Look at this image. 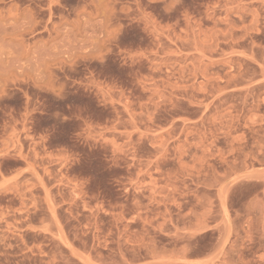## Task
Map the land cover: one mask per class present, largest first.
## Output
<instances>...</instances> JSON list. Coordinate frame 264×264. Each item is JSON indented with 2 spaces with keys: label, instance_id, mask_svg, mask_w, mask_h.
<instances>
[{
  "label": "rangeland",
  "instance_id": "1",
  "mask_svg": "<svg viewBox=\"0 0 264 264\" xmlns=\"http://www.w3.org/2000/svg\"><path fill=\"white\" fill-rule=\"evenodd\" d=\"M0 264H264V0H0Z\"/></svg>",
  "mask_w": 264,
  "mask_h": 264
}]
</instances>
